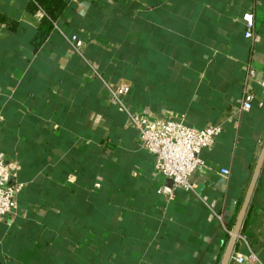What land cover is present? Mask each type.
I'll use <instances>...</instances> for the list:
<instances>
[{"label":"crops","instance_id":"crops-1","mask_svg":"<svg viewBox=\"0 0 264 264\" xmlns=\"http://www.w3.org/2000/svg\"><path fill=\"white\" fill-rule=\"evenodd\" d=\"M65 1L43 40L34 0H0V152L23 184L0 264H220L264 143V86L245 80L249 65L264 79V0ZM88 61L138 113L223 126L195 192L158 194L154 155ZM246 87L256 103L234 115ZM235 254L264 264V168Z\"/></svg>","mask_w":264,"mask_h":264},{"label":"built area","instance_id":"built-area-1","mask_svg":"<svg viewBox=\"0 0 264 264\" xmlns=\"http://www.w3.org/2000/svg\"><path fill=\"white\" fill-rule=\"evenodd\" d=\"M246 25L245 37L254 39L255 14L247 11L243 14ZM70 41L80 54H83L85 41L78 35H72ZM93 75L104 85L111 102L117 104L127 115V124L137 128L140 132V142L143 147L155 157V169L157 173L167 180L157 190L160 196H171L174 189L182 188L188 192L196 190L190 178L194 172L202 168L204 161L201 154L204 150L214 146L217 138L223 131V126L218 123L210 124L202 128L192 127L183 120L157 118L151 119L145 114L133 110L126 102L125 97L131 87L126 83H115L102 71L88 61ZM246 82L258 80L264 86V79L259 80L257 70L249 65L247 67ZM256 103V94L246 87L243 94L237 99L234 115L240 116L250 111ZM263 106L262 101H257ZM229 169H222V173L228 174ZM13 174L9 163L3 153L0 152V223L10 220L17 207V199L22 191L23 184L13 181ZM171 182L172 184L168 183ZM98 182L96 187L100 188ZM218 220L223 216L216 214ZM238 263H244L245 256L234 255ZM251 261H258L255 253L249 255ZM248 258V259H249Z\"/></svg>","mask_w":264,"mask_h":264},{"label":"water","instance_id":"water-1","mask_svg":"<svg viewBox=\"0 0 264 264\" xmlns=\"http://www.w3.org/2000/svg\"><path fill=\"white\" fill-rule=\"evenodd\" d=\"M263 168H264V143L260 151V154L258 156V159L256 161V165L252 173L250 183L248 185L243 203L238 212L233 230L231 232L230 238L224 250L220 264H231Z\"/></svg>","mask_w":264,"mask_h":264},{"label":"trees","instance_id":"trees-1","mask_svg":"<svg viewBox=\"0 0 264 264\" xmlns=\"http://www.w3.org/2000/svg\"><path fill=\"white\" fill-rule=\"evenodd\" d=\"M38 6L46 12L39 27V32L43 40H45L52 33L54 21L64 11L67 3L65 0H34V2L29 5V8L35 10Z\"/></svg>","mask_w":264,"mask_h":264}]
</instances>
